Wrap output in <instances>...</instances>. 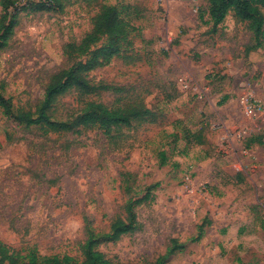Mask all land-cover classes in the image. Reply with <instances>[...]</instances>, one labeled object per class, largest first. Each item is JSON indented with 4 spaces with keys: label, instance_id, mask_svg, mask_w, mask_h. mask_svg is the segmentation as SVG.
<instances>
[{
    "label": "rangeland",
    "instance_id": "374dc122",
    "mask_svg": "<svg viewBox=\"0 0 264 264\" xmlns=\"http://www.w3.org/2000/svg\"><path fill=\"white\" fill-rule=\"evenodd\" d=\"M28 1L11 10L17 25L0 51L12 111L0 107V241L81 264L87 221L102 237L143 199L140 228L99 245L110 261L264 264V35L232 10L214 26L209 0H59L46 10ZM103 4L123 8L121 53L89 73L95 94L70 92L52 115L66 120L93 101L137 117L110 133L21 124L52 76L87 59L65 48Z\"/></svg>",
    "mask_w": 264,
    "mask_h": 264
},
{
    "label": "trees",
    "instance_id": "16d2710c",
    "mask_svg": "<svg viewBox=\"0 0 264 264\" xmlns=\"http://www.w3.org/2000/svg\"><path fill=\"white\" fill-rule=\"evenodd\" d=\"M56 2L59 3L60 1H28L36 10H46ZM209 2V14L214 26L222 23L227 13L232 10L235 17L249 22L250 28L256 36L264 35L261 12V8H264V0H209ZM17 4L18 0H0L2 8L0 51L8 45V40L13 35L17 25L18 13L13 14L11 12L14 7L17 8ZM127 35L128 22L124 16L123 8L103 4L100 12L93 18L90 32L78 44H68L65 48L66 53L87 57V59L85 61L79 60L70 68L61 70L52 76L46 86L44 98L37 105L35 111L21 112L17 115L16 120L28 127L38 126L46 132L53 133L81 132L94 127H99L110 133L114 128L129 126L137 114L133 115L123 109H110L102 103L93 101L86 102L80 111L66 120H55L52 115L60 98L68 93L76 92L80 97H87L98 91V87L91 82L89 73L110 64L121 53L122 42ZM0 107L7 116L12 115L11 105L1 89ZM250 142L254 143L255 140H250ZM142 200L128 202L126 218L117 217L114 219L110 232L102 237L98 238L95 235L91 222L87 221L85 226L86 240L80 247L83 256L81 264H117L107 259L98 250V247L102 243L116 242L122 236L132 234L140 228L135 206ZM76 262L75 258L69 255L43 257L35 248L15 250L0 241V264H76ZM156 264H164V260L161 259Z\"/></svg>",
    "mask_w": 264,
    "mask_h": 264
},
{
    "label": "built area",
    "instance_id": "2783aa9c",
    "mask_svg": "<svg viewBox=\"0 0 264 264\" xmlns=\"http://www.w3.org/2000/svg\"><path fill=\"white\" fill-rule=\"evenodd\" d=\"M246 114L249 115V116H251V117L257 116V113H256V105L253 102H251V101H248L247 102V105H246Z\"/></svg>",
    "mask_w": 264,
    "mask_h": 264
}]
</instances>
